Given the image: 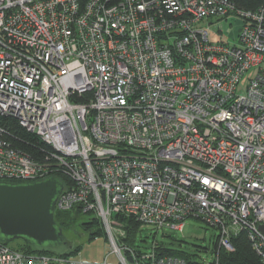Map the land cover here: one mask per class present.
<instances>
[{
    "label": "built area",
    "instance_id": "2783aa9c",
    "mask_svg": "<svg viewBox=\"0 0 264 264\" xmlns=\"http://www.w3.org/2000/svg\"><path fill=\"white\" fill-rule=\"evenodd\" d=\"M220 20L230 36L212 39ZM0 116L50 147L35 160L0 123V181L65 176L54 211L91 215L109 249L89 263L0 242V264H186L131 246L119 218L190 216L218 232L194 264L241 232L264 264V3L0 0Z\"/></svg>",
    "mask_w": 264,
    "mask_h": 264
},
{
    "label": "water",
    "instance_id": "95a60500",
    "mask_svg": "<svg viewBox=\"0 0 264 264\" xmlns=\"http://www.w3.org/2000/svg\"><path fill=\"white\" fill-rule=\"evenodd\" d=\"M62 187L63 180L56 175L33 182L0 181V239H21L48 251L70 250L73 242L63 236L54 220Z\"/></svg>",
    "mask_w": 264,
    "mask_h": 264
},
{
    "label": "trees",
    "instance_id": "16d2710c",
    "mask_svg": "<svg viewBox=\"0 0 264 264\" xmlns=\"http://www.w3.org/2000/svg\"><path fill=\"white\" fill-rule=\"evenodd\" d=\"M231 1L236 7L240 9H248V10H256L260 5L264 3V0H229ZM87 97H81L79 100H83ZM0 123L7 128V130L12 134V138L9 136L10 140L13 142L14 146L18 148L21 152H24L26 155L30 156L35 160L43 159V155L47 151H49L50 147L43 143L38 136L34 133H29L23 126H20L18 122L14 118H7L4 116H0ZM59 178L63 180L64 183L68 184V179L57 173ZM22 182V181H17ZM72 213L75 215H80L79 212L75 209H70L69 211H55L54 213V220L57 222L59 226L65 223H70L72 219ZM124 224V230L127 232L126 241L131 246H135V236L136 233L140 230L139 223L130 218L124 217L119 218ZM80 228L83 232L88 234V238L92 239L95 234L104 233L100 227V223L98 220L92 218L91 220H83ZM105 235V233H104ZM216 237V236H215ZM217 238V237H216ZM21 240V239H20ZM15 241V240H14ZM0 242L3 244L9 245L10 242L3 241L0 239ZM19 246L12 247L14 249H19L25 253H33V254H54V255H62V256H69L71 253H74L79 250L80 246L78 244L73 243V246L70 250H45L41 248H35L32 245L26 243L24 240H21ZM155 243V242H153ZM152 243V244H153ZM214 250H216V241L214 242ZM156 254L162 256H175L181 257L183 260L186 261V264H194V260L191 255L186 254L183 251H178L174 249H168L164 244L156 242ZM232 246L235 247L233 252H227L225 250H219V258L220 264H260V258L257 256L255 251L253 250L252 246L250 245L248 236L245 232H241L236 234L232 238Z\"/></svg>",
    "mask_w": 264,
    "mask_h": 264
},
{
    "label": "rangeland",
    "instance_id": "374dc122",
    "mask_svg": "<svg viewBox=\"0 0 264 264\" xmlns=\"http://www.w3.org/2000/svg\"><path fill=\"white\" fill-rule=\"evenodd\" d=\"M215 27L223 30L222 33H217L208 30L210 37L214 39L218 35L222 37H229L227 33L229 30L228 21H215ZM249 72H252L249 71ZM70 223L62 224L61 232L63 236L80 246L79 250L67 256L69 259L84 260L89 263H100L108 255V242L105 239L104 233L95 234L92 239L88 238V234L83 232L80 225L83 220L91 218V215H75L72 213ZM182 230H175L172 228L152 229L149 227H141L135 236V246L141 251H147L153 242L164 244L168 249L183 251L191 255L193 259H205L208 262L213 260L214 242L216 241L217 230L213 226H209L201 218L190 216L184 220ZM21 243L20 239H16L9 243V246L16 247ZM109 262L114 261L113 256L107 258Z\"/></svg>",
    "mask_w": 264,
    "mask_h": 264
},
{
    "label": "bare ground",
    "instance_id": "6f19581e",
    "mask_svg": "<svg viewBox=\"0 0 264 264\" xmlns=\"http://www.w3.org/2000/svg\"><path fill=\"white\" fill-rule=\"evenodd\" d=\"M55 213V212H54Z\"/></svg>",
    "mask_w": 264,
    "mask_h": 264
}]
</instances>
